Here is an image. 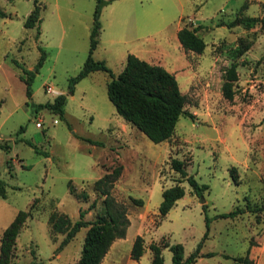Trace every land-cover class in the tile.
<instances>
[{"label":"rangeland","instance_id":"374dc122","mask_svg":"<svg viewBox=\"0 0 264 264\" xmlns=\"http://www.w3.org/2000/svg\"><path fill=\"white\" fill-rule=\"evenodd\" d=\"M96 0H0V235L21 209L29 210L16 237L10 264H76L88 226L61 250L65 231L52 228V214L71 222L85 210L86 220L104 213L103 195L93 181L116 164L122 172L111 189L129 218L125 236L112 243L102 264H151V242H180L184 258L201 242L194 264H264V23L245 28L228 22L264 16V0H112L103 5L98 43L92 52L117 76L131 52L175 69L185 108L168 140L154 142L119 115L107 95L112 78L94 70L68 90L69 80L88 55ZM39 19L24 21L34 7ZM199 26L202 52L184 49L177 28ZM39 31V33H37ZM34 71L31 96L24 68ZM237 62L235 93L226 98L222 74ZM51 85L67 95L64 117L37 103L53 101ZM40 121L41 126L36 122ZM185 161L199 183L198 196L170 165ZM8 160V161H7ZM232 166L236 168V179ZM180 183L185 194L169 211L158 210L164 187ZM73 188V191L70 190ZM133 198H142L136 203ZM206 202L205 210L202 203ZM249 206L250 209H246ZM237 207L244 211L220 216ZM205 213L211 218L206 225ZM137 234L144 251L130 256ZM164 264L172 251L162 247Z\"/></svg>","mask_w":264,"mask_h":264},{"label":"trees","instance_id":"16d2710c","mask_svg":"<svg viewBox=\"0 0 264 264\" xmlns=\"http://www.w3.org/2000/svg\"><path fill=\"white\" fill-rule=\"evenodd\" d=\"M112 0H96L93 13V23L90 30V46L88 55L83 62L81 69L74 76L70 77L68 90L73 92L76 82L88 75L94 70L107 71L112 78L107 83V95L109 100L115 106L119 115L135 125L147 137L154 142L168 140L174 133L176 123L180 115L192 117L193 114L185 108L186 95L181 91L175 74L169 71L161 64L151 63L140 58L134 53L129 52L126 55V61L122 70L117 76H113L111 68L106 64L104 59H95L92 56L93 50L98 43V36L101 29L99 20L103 5L110 3ZM39 19V9L35 6L24 21L25 27L34 26ZM258 23H264V16H240L228 22V26L240 24L245 28L254 27ZM199 26L189 27L181 26L177 30V37L182 47L200 53L204 50L206 42L201 35L197 33ZM39 33V31L37 32ZM41 54L36 64L35 70L24 68L27 73L25 78L26 94L31 96V81L34 71L42 64L46 52L40 47ZM238 78L237 62L232 61L226 66L222 74L221 90L223 95L231 99L235 93L233 88L234 81ZM67 95L61 93L55 96L53 101L37 103V109L47 107L53 112L64 117V105ZM6 150L8 144H0ZM8 161V160H7ZM171 167L180 173L181 177L187 179L193 191L200 197L208 188V184L199 183L193 174L186 170L185 161L178 157L170 158ZM122 164H116L109 171H106L100 177L93 181V188L103 195L104 213L93 220L83 218L85 210L81 209L80 218L71 222L68 215L59 214L50 216L52 228L58 231H65V235L59 242L55 250H61L69 242L82 226H88L84 241L82 244L80 256L76 264H102L103 258L110 248L112 242L118 237H124L129 225V218L124 206L118 203L111 189L114 182L122 172ZM233 177L236 179V168L232 166ZM5 181L0 177V195L6 196ZM73 191V188H70ZM185 194V188L180 183H175L164 187L162 190V199L159 203L158 210L160 214L165 215L174 205L176 200ZM133 200L142 204V198H133ZM202 207L205 210L207 203L203 202ZM246 209H250L249 206ZM244 208L237 207L229 212L220 213V216H234ZM30 215L29 210L21 209L17 212L11 222L3 229L0 235V264H10L11 259L15 256L16 237L26 217ZM210 217L205 213L206 225H209ZM168 246L172 251L173 264H194L201 242L197 247L184 258V247L180 242L163 244L151 242L149 247L152 252L151 264H164L162 247ZM144 251L143 236L137 234L132 242L130 256L138 259ZM236 261L242 264H252L253 259L248 253L234 257ZM30 264H41V261H32Z\"/></svg>","mask_w":264,"mask_h":264},{"label":"built area","instance_id":"2783aa9c","mask_svg":"<svg viewBox=\"0 0 264 264\" xmlns=\"http://www.w3.org/2000/svg\"><path fill=\"white\" fill-rule=\"evenodd\" d=\"M46 90H47L48 93H55V94H58V92H59L58 90H56L55 88H53L51 85H47V86H46ZM36 125H37V126H41V122H40V121H37V122H36Z\"/></svg>","mask_w":264,"mask_h":264},{"label":"crops","instance_id":"0c3cea01","mask_svg":"<svg viewBox=\"0 0 264 264\" xmlns=\"http://www.w3.org/2000/svg\"><path fill=\"white\" fill-rule=\"evenodd\" d=\"M179 28H180V27H178L177 30H178ZM180 45H181V43H180ZM181 46H182V45H181ZM125 61H126V58H125ZM163 66H164V65H163ZM166 68H167V67H166ZM167 69H168V68H167ZM168 70L171 71V72H173V73L175 74V76L177 75V72H176L175 69L169 68ZM176 78H177V76H176ZM126 234H127V233H126ZM120 238H123V237H118V238H116L114 241H116L117 239H120ZM114 241H113V242H114ZM113 242H112V243H113ZM111 246H112V244L110 245V247H111ZM108 251H109V250H108ZM108 251H107V252H108ZM106 254H107V253H106Z\"/></svg>","mask_w":264,"mask_h":264}]
</instances>
